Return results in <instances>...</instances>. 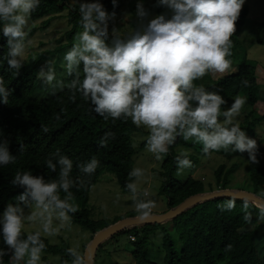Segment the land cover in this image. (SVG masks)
<instances>
[{
    "label": "clouds",
    "instance_id": "1",
    "mask_svg": "<svg viewBox=\"0 0 264 264\" xmlns=\"http://www.w3.org/2000/svg\"><path fill=\"white\" fill-rule=\"evenodd\" d=\"M40 3L41 0H0V32L7 45L2 60L16 74L23 65L28 17ZM112 3L115 7L117 0ZM244 3L245 0H156V5L166 7L171 15L159 14L145 22L149 12L143 0H137L139 27L127 38H120L115 30L109 38L111 15L100 0H79L82 31L76 34V42L62 62L65 75L72 79L67 84L58 80L50 62L39 69L37 77L53 90L70 89L72 99L79 94L91 111L105 120L130 119L136 127L145 128V146L157 160L181 137L201 144L204 154L220 150L247 152L249 162L255 163L256 140L249 138L235 122L245 99L237 96L230 108L222 110L225 100L221 95L194 84L209 72L223 73L230 68L231 37ZM242 84L247 87L249 82L244 80ZM9 95L10 90L0 77V102L7 104ZM110 135L105 133L101 137L100 147L106 146ZM54 155L56 162L50 158L46 167L57 172L59 166L57 179L46 182L43 176H34L31 171H17L12 179V184L24 191L16 197L18 202L8 203L0 214V239L7 246V251L0 248V264H4L7 252H11L9 264H40L45 249L42 234L56 235L59 229L53 227L54 220L64 227L71 219L69 213L78 210L69 202V190L75 183L71 178L73 162L59 151ZM174 159L178 173L191 166L187 152ZM14 161L7 141L0 140V166ZM98 165L93 157L77 167L81 173L91 175ZM143 175L141 168H133L129 177L135 179L125 186L139 218L147 220L154 205L142 198L147 192L138 190L136 180ZM61 191L66 194L63 199ZM25 206L30 209L27 215ZM220 207L222 211H231L235 200L229 198ZM248 207L245 201V221L251 219ZM258 218L264 220V207L259 208ZM25 221L39 223L40 229L22 238ZM78 247L66 251L73 258L72 264H85Z\"/></svg>",
    "mask_w": 264,
    "mask_h": 264
},
{
    "label": "trees",
    "instance_id": "2",
    "mask_svg": "<svg viewBox=\"0 0 264 264\" xmlns=\"http://www.w3.org/2000/svg\"><path fill=\"white\" fill-rule=\"evenodd\" d=\"M102 5L106 11L116 8L112 0H102ZM79 7V3H71L68 0H41L39 7L28 17L29 22L33 24L43 19L40 28L45 29L52 18L50 16L68 10L66 19L69 28L65 32L67 43L54 50L40 52L37 56H28L18 74L9 69L6 61L2 60L7 54V45L6 38L0 32V77H3L5 87L10 90L8 103L0 102V140L7 141L8 150L15 157L13 163L0 166V213H3L8 203L18 202L16 197L24 191L22 187L12 184L17 171H31L34 176H43L46 182L58 178L59 166L57 172H52L46 167V161L51 158L55 163L54 154L59 151L60 155L67 156L73 162L71 178L75 183L69 190L72 194L69 202L76 205L78 210L69 213L70 220L89 230L93 237L98 231L117 221H99L90 217L86 207L89 190L103 173L109 172L115 176L123 191H129L125 185L134 179L129 177V172L133 169L135 154L131 134L141 129L133 125L130 119L105 120L92 112L89 104L79 94L72 99V91L66 87L53 90L43 82L40 84L37 72L44 66L45 55L46 60L50 62L55 54L62 52L65 45L72 44L74 34L82 28ZM154 12L156 15H171V11L166 7L157 6L156 0ZM247 14V8L242 6L231 37L229 59L236 66V70L209 72L205 82L196 80L194 84L204 87L207 92L221 95L225 103L234 102L237 96L244 98L250 108L239 126L245 133L255 136L254 127L264 121V94L253 62L247 59L244 53L240 54L239 50L238 35L245 24ZM45 17L48 18L44 19ZM35 30L33 25L26 38L32 36ZM258 42L264 43V40L260 39ZM54 61L56 62V59ZM56 66L51 63L54 70ZM71 79L72 77L67 76L64 83L67 84ZM244 80L249 82L247 87L242 84ZM105 133L111 135L106 146L100 147L99 141ZM180 141L181 137H177L175 143L169 146L161 164V175L164 179L160 193L166 197L167 209L189 196L230 190L229 174L234 168L224 172V164L216 168L215 186L210 185L208 189L200 178L189 176L185 181L177 182L173 175L177 169L174 158L179 154L174 149ZM197 156L188 155L191 165L196 164ZM93 157L99 161L95 172L91 175L81 173L77 165ZM248 179L252 193L257 195L258 189L261 190L264 184V165L251 168ZM59 194L62 199L66 196L63 191ZM229 198L232 197L218 196L197 201L169 219L172 231L163 229L161 241L165 264H264V246L259 247L253 230L245 229L260 204L245 198H233L235 207L231 211H222L220 206ZM245 201L249 204L247 212L251 214L250 221L244 220L242 205ZM158 226L159 223H155L140 233L133 232L128 235L134 236V240L129 239L133 246L131 256L134 264H156L147 258V251L149 237ZM28 233L30 232L22 231V238H26ZM41 238L45 243L43 252L59 254L61 264H72L73 258L66 251L70 248L68 245L52 244L43 235ZM100 247L101 245L95 251L94 262ZM0 248L7 251L2 239ZM80 254L83 257V253ZM10 256L11 252L4 255V264H9Z\"/></svg>",
    "mask_w": 264,
    "mask_h": 264
},
{
    "label": "rangeland",
    "instance_id": "3",
    "mask_svg": "<svg viewBox=\"0 0 264 264\" xmlns=\"http://www.w3.org/2000/svg\"><path fill=\"white\" fill-rule=\"evenodd\" d=\"M71 3H79V0H68ZM91 2V0H90ZM102 3V0H100ZM136 4L137 0H117V5L114 10L106 11L111 15L109 20L108 30L112 35L113 30L115 34L120 38H127L134 30L139 27L140 21L136 16ZM145 9L149 12V16L146 18L151 19L156 16L154 12V0H143ZM248 10L247 19L242 27L241 32L238 35L240 42V54L244 53L246 58L253 62L255 66L256 76L260 87L264 94V43L258 42V40H264V0H245L243 4ZM68 10H62L56 15L50 17V23L45 29H41V22L43 19L38 20L31 24L29 20L25 28L26 35L28 30L34 25L36 27L32 36L25 37V51L23 54V61L28 56H37L40 52L51 51L55 48L67 43L65 32L69 28L66 15ZM49 17V16H48ZM45 17L44 19L48 18ZM135 22V25H134ZM82 31V28L74 34L71 45H65L62 52L55 54L50 60L51 63L56 66V76L58 80L64 82L67 77L64 73L62 66L64 54L75 43V37L78 32ZM45 57H47L45 55ZM44 57V66L48 62ZM56 59V62L54 61ZM47 67H45V71ZM236 70V66L231 63L227 72H233ZM208 79L207 74L198 79L200 83L205 82ZM40 80V84H41ZM224 99V97H222ZM233 102L228 101L221 105L222 110H227L231 107ZM249 105L246 103L240 110V114L235 118V122L238 124L243 120V117L249 110ZM258 107H256L257 109ZM255 109V108H254ZM221 120L223 117L220 118ZM141 130L133 132L131 134V143L134 147V163L133 168H141L144 175L136 180L138 190L143 193L147 192V196H143L144 200H150L153 203V213H163L167 210L166 197L160 193V186L164 177L161 175V164L165 158V154L162 155L160 160L155 159L154 155L147 151L146 139L148 131L139 127ZM256 133L255 136L246 133L249 138L255 139L257 143V162H249L248 153L240 152H225L210 151L208 154L202 152V145L194 142L193 140L184 141L181 138L179 144L175 147L174 151L177 154L187 152L188 155L197 154L196 164L191 165L188 168L183 169L178 173L177 169L174 172V179L181 183L189 176L200 178L204 181L206 189L211 185L215 186L214 172L220 164H224V172L230 168H234L231 171L229 189L232 191H244L252 193L251 185L249 183L250 169L256 166L264 165V121L254 127ZM193 143L192 145H189ZM236 165V166H235ZM135 179V178H134ZM257 196L264 199V184L261 186V190L258 189ZM90 212V217L99 221H120L124 218H134L138 216L135 211V205L132 199V195L129 191H123L112 173H103L98 181L89 190V200L86 206ZM260 207H263L260 205ZM259 207V208H260ZM258 208V210H259ZM30 213L28 207H24V214ZM2 214V213H0ZM136 215V216H135ZM155 223H142L134 224L125 227L119 232L104 239L100 245L101 250L97 251V257L94 264H134L131 256L132 244L129 241L130 233H140L147 226ZM53 227L58 228L59 231L54 236H45L50 243L57 245H68L69 247H78V251L84 254L86 246L92 239V233L73 223L71 220L64 226L60 227L58 221L53 222ZM40 229L39 223H29L25 221L24 232H32ZM163 229L172 231L169 219L159 223V226L155 232L149 237L147 258L155 262L156 264H165L164 252L161 248V241L163 236ZM245 229L253 230L255 232V239L259 244V247L264 246V220L258 218V211L255 213L252 221L245 227ZM43 235V234H42ZM44 236V235H43ZM131 240V239H130ZM100 251V252H99ZM264 253V250L263 252ZM23 264V262H21ZM40 264H61L60 255L42 252Z\"/></svg>",
    "mask_w": 264,
    "mask_h": 264
},
{
    "label": "water",
    "instance_id": "4",
    "mask_svg": "<svg viewBox=\"0 0 264 264\" xmlns=\"http://www.w3.org/2000/svg\"><path fill=\"white\" fill-rule=\"evenodd\" d=\"M218 196L232 197V198H238V199L245 198V199L252 200L264 207L263 198L258 197L257 195H254L253 193L244 192V191L222 190V191H213V192H207L203 194H196L193 196H189L185 198L182 202L177 204L176 206L167 209L163 213H159V214L152 213L150 219L142 220L139 218V216H136L134 218H124L98 231L92 237L90 243L86 246L84 250L83 258L85 260V264H93L95 251L104 239L119 232L125 227L129 225L142 224V223H160L162 221H165V220H168L174 217L175 215L179 214L184 209H186L189 205L197 201L210 199V198L218 197Z\"/></svg>",
    "mask_w": 264,
    "mask_h": 264
},
{
    "label": "built area",
    "instance_id": "5",
    "mask_svg": "<svg viewBox=\"0 0 264 264\" xmlns=\"http://www.w3.org/2000/svg\"><path fill=\"white\" fill-rule=\"evenodd\" d=\"M129 237H130L131 240H134V236L130 235Z\"/></svg>",
    "mask_w": 264,
    "mask_h": 264
},
{
    "label": "crops",
    "instance_id": "6",
    "mask_svg": "<svg viewBox=\"0 0 264 264\" xmlns=\"http://www.w3.org/2000/svg\"><path fill=\"white\" fill-rule=\"evenodd\" d=\"M152 213H153V210H152Z\"/></svg>",
    "mask_w": 264,
    "mask_h": 264
}]
</instances>
